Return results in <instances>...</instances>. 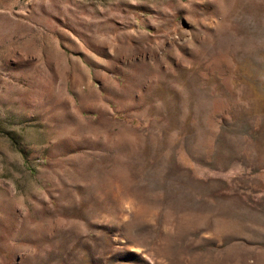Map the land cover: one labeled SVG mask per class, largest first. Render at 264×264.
<instances>
[{
    "label": "rangeland",
    "instance_id": "374dc122",
    "mask_svg": "<svg viewBox=\"0 0 264 264\" xmlns=\"http://www.w3.org/2000/svg\"><path fill=\"white\" fill-rule=\"evenodd\" d=\"M0 264H264V0H0Z\"/></svg>",
    "mask_w": 264,
    "mask_h": 264
}]
</instances>
